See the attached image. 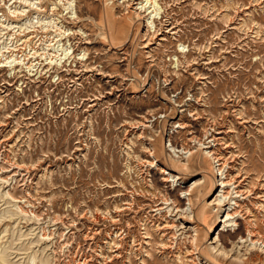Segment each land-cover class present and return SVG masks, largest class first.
Returning a JSON list of instances; mask_svg holds the SVG:
<instances>
[{"label": "rangeland", "instance_id": "1", "mask_svg": "<svg viewBox=\"0 0 264 264\" xmlns=\"http://www.w3.org/2000/svg\"><path fill=\"white\" fill-rule=\"evenodd\" d=\"M22 1L0 0V43ZM53 1L22 24L54 62L23 60L28 30L0 62V264H208L187 193L219 216L209 245L237 220L229 264H264V0H154L153 18L147 0Z\"/></svg>", "mask_w": 264, "mask_h": 264}, {"label": "bare ground", "instance_id": "2", "mask_svg": "<svg viewBox=\"0 0 264 264\" xmlns=\"http://www.w3.org/2000/svg\"><path fill=\"white\" fill-rule=\"evenodd\" d=\"M44 1H50V0H38V2H35L34 1V4H32L33 2L29 3V0H24L22 2H25V3H24V5H21V7H20V4H16V3L12 2V3H10V5L8 7L9 8L8 9L9 10L8 14H2L1 15V16H6V19L3 21L2 24H4V22L8 21V23L5 24V26H6L5 28L7 30L11 31L14 28H18L17 30L19 31V35H17L16 37H15L16 32H15V34L14 33L13 34H9L8 33L7 34V37L2 41V43H0V45L3 44V47L0 46V54L2 56V59L0 61L1 63H4V61H8L10 63L9 60H15L16 61L20 57L22 58L24 56L23 54L20 56V53L19 52H20L21 49L17 50V48H18L17 42L22 39V37H18V36H20V34L22 32L24 33L26 30H28V33H27V35H25V39L26 40H25V43L23 45H24V48H26V49L27 48H30V51L25 54L23 60L28 59V62H27L28 64L31 62L30 65H29V67L36 66L37 64H34L33 63L35 61L33 58L38 57V56L40 57L42 55H44L46 57V60H49L50 59V61H47V63H51L52 64V62H54L53 57L56 54L54 55L51 52H49L52 48L51 47L48 48L49 50L47 48H45V51L43 53L42 52L39 53V49L36 50V45H38V44H37V42H34V37H31V36L29 37V35L32 32V31H30L31 25H27L25 27L24 26L25 24L24 23L22 24V20H23L22 17H24V16L29 17V19L31 20V18H30L31 17L30 16L31 14H28L27 13V12H29V10L27 11L25 9V7H30L32 5H35V3H38V5H40V7H42L41 5H42V3H44ZM61 1L62 0H54L53 2H51V4H50L51 7H52L51 9H56V7L58 6V3H60ZM147 1H148V3L150 2V6L148 7V6L144 5L143 3H141L140 6H139V10H141V12L142 11H147L148 14L151 15L150 18H153V14H152L153 11H150L149 9H151V8L154 9L153 3H155L156 0H155V2H154V0H147ZM72 2H73V0H67L66 2L64 0V3H63L64 8L65 9L70 8V5L72 4ZM20 3H21V1H20ZM32 7H34V6H32ZM146 7H148V8H146ZM12 14L15 16L16 20H14V19H12L10 17V15H12ZM150 18L148 20L149 21L148 24H151L150 23ZM49 22H52V21H48L47 22L48 24L45 22V24L44 25L42 24L40 26V28L42 30H47V31L51 30L50 29L51 27L53 28V27H56L57 26L56 28H58V24L57 23H54V22L52 23V24H55L56 25L55 26V25L49 24ZM2 24H1V26H2ZM35 26L36 25H33L32 27H35ZM59 29H61V27H59ZM53 32L54 33H57L58 30L57 29H54L52 32H50L51 35H49L48 32L46 33L47 34L46 35V39L49 38V39L46 40V42H48V41L50 42L48 44V46L54 45V43L52 44V42L55 40L56 35L54 36V33ZM58 34H60V33H58ZM0 35H1V33H0ZM52 35L54 37H52ZM1 38L2 37H0V39ZM9 39H11L9 42L14 41V39L17 40L15 44L14 43L12 44V45H15L13 49L9 48L10 47L9 46L10 43L8 42ZM39 40H42V36H40ZM4 49H6V50H4ZM66 53L73 55L72 54L73 52L72 53L71 52H66ZM29 55H33V56H29ZM82 57H84V56H82ZM24 65H25V63H24ZM38 65H39V63H38ZM2 66H6V65H2ZM182 150H185V149H182ZM178 152H180V151H178ZM163 153H164V155H165L166 158L171 159L170 160L171 162L173 161L172 160V156H169V154L167 155L166 154L167 153L166 151H163ZM189 153L190 152H184L183 154H189ZM193 153L194 152H191L190 155L193 156ZM214 155L215 154L212 153V150H210V151H205L201 155V157H203L205 160H206V158H212L213 160H216L217 157H214ZM190 162H191V160L188 159L187 162H185L183 164L181 163L182 165H180V164H177V162H174L173 161L172 164H171V166H172L171 167V170H173L174 172H178V170H184V171L186 170V171H188V170H190V167H191V163ZM198 164L200 166V163H198ZM203 178H204V181L201 182V184H200V185H202L201 186L202 190L203 189L205 190L208 187V185H210V188L209 189L211 190V192H209V193H210V195H212L216 191V189H215L216 188V182L213 181L214 179H212L210 177V175H207V174H203ZM224 184H225V182L223 181L220 186H222ZM224 187H226V185H224L222 188H224ZM178 191H182V189L179 188ZM187 195L189 196L188 201H189V205L191 206L192 214H193V215H191V220L195 221L196 219H198V220H201L202 219V220H204L205 223H203V224H205V227H206L205 228V237L204 238L201 237V235L199 234L198 231H196L195 229H193V230H195V235L193 236V238H194L195 245L197 246V254H200V256L203 258V260L206 263H208V264H229L227 262L229 260H226V259L229 258V253L230 252L227 251V248L226 247L229 244H231L230 242H232L233 243V246H235L236 245L235 244V239L236 238H240V240H243L244 239V236H243L242 231L240 229H237L236 230V228H235L238 225L237 224V220H235V218L232 217V213H230L229 208L227 210H225L226 217L223 220V223H224L223 224V228H222V230H220L217 233V236L215 237L213 243L211 245H209V237H210L211 233L215 234V226L217 225V220H218V217L219 216L217 217V220L216 221H213L212 220L213 222H208L207 221L208 220L207 219V216H208L207 210L208 209H207L206 205H204V204L202 205V209L199 211V213L198 214H195V210L193 212V206L195 207V204L193 203V199L191 197L192 196V193H187ZM223 197H224V195L220 196V198L217 199V200H219L218 201L219 203L223 202V199L225 198V197L224 198ZM221 208H223V207H221ZM255 256H256V253H253L252 252V253L249 254V256L247 258L242 259V256L241 255L239 256V254H238V256L235 257L236 259H234L233 261H235L236 264L237 263L240 264V262H242V263L244 262L245 264H252L254 262V260H255ZM2 262L3 263L5 262V257H4V255L0 254V263H2ZM229 262L232 263V261H229Z\"/></svg>", "mask_w": 264, "mask_h": 264}]
</instances>
